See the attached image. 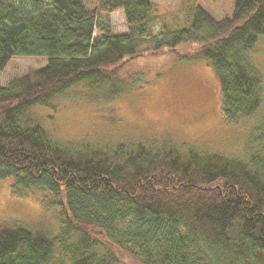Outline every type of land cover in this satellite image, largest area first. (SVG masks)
Masks as SVG:
<instances>
[{
	"label": "trees",
	"instance_id": "1",
	"mask_svg": "<svg viewBox=\"0 0 264 264\" xmlns=\"http://www.w3.org/2000/svg\"><path fill=\"white\" fill-rule=\"evenodd\" d=\"M118 9L125 33L107 22ZM155 12L153 0H0V72L18 57L47 58L0 84V178L17 195L41 190L60 223L53 232L0 221V264H264V123L239 157L169 141L63 145L25 118L76 84L123 95L142 85L135 59L166 55L208 62L226 124L254 116L264 0H236L223 19L197 4L189 27L158 33Z\"/></svg>",
	"mask_w": 264,
	"mask_h": 264
},
{
	"label": "rangeland",
	"instance_id": "2",
	"mask_svg": "<svg viewBox=\"0 0 264 264\" xmlns=\"http://www.w3.org/2000/svg\"><path fill=\"white\" fill-rule=\"evenodd\" d=\"M85 2L95 8L99 4V0ZM153 2L158 19L152 25L158 33L163 24L170 30L189 27L197 4L217 19L232 16L236 0ZM107 22L112 33L128 31L123 9L109 12ZM101 34V30L95 31V36ZM253 56L262 75L263 102L254 116L235 125L223 121L220 82L208 62L176 60L174 55L135 59L132 66L144 73L139 80L142 85L123 95L105 99L101 92L76 84L54 96L48 105L29 107L25 118L63 145L114 149L119 144L169 141L176 145L184 143L185 149L195 145L241 157L248 150V139L255 138L260 133L258 125L264 123V36L259 37ZM46 61V57H18L0 72V84L45 65ZM9 218L31 226L42 225L53 232L60 226L57 208L46 210L42 205L41 190L17 195L12 191L11 180L0 178V221Z\"/></svg>",
	"mask_w": 264,
	"mask_h": 264
}]
</instances>
